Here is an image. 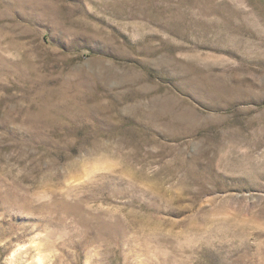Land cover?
I'll return each mask as SVG.
<instances>
[{
    "label": "rangeland",
    "instance_id": "rangeland-1",
    "mask_svg": "<svg viewBox=\"0 0 264 264\" xmlns=\"http://www.w3.org/2000/svg\"><path fill=\"white\" fill-rule=\"evenodd\" d=\"M0 264H264V0H0Z\"/></svg>",
    "mask_w": 264,
    "mask_h": 264
}]
</instances>
